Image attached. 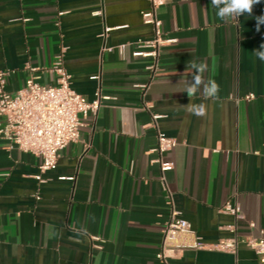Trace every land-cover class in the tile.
<instances>
[{"label": "crops", "instance_id": "crops-1", "mask_svg": "<svg viewBox=\"0 0 264 264\" xmlns=\"http://www.w3.org/2000/svg\"><path fill=\"white\" fill-rule=\"evenodd\" d=\"M150 6L0 0V70L9 72L11 94L32 75L54 84L48 70L62 55L74 91L108 98L82 118L81 138L55 170L40 173L39 157L0 140V264H165L157 254L173 209L208 244L264 238V62L252 55L264 43L255 19L264 0L251 16L228 22L211 0H167L158 14L175 41L162 47L156 66L133 55L154 38L142 18ZM190 59L207 62L204 78L220 85L218 98L189 100ZM190 102L205 104L203 118L186 112ZM152 114L163 116L158 129L177 142L163 156L174 163L164 174ZM228 203L241 218L223 212ZM170 263L260 261L240 243L235 253L187 248Z\"/></svg>", "mask_w": 264, "mask_h": 264}, {"label": "built area", "instance_id": "built-area-1", "mask_svg": "<svg viewBox=\"0 0 264 264\" xmlns=\"http://www.w3.org/2000/svg\"><path fill=\"white\" fill-rule=\"evenodd\" d=\"M150 8L142 12L143 22L154 30V38L142 41L134 56L153 58L155 66L159 60L162 47L175 39L165 36L158 10L167 0H149ZM153 66H151L152 68ZM36 69H32L35 71ZM56 75L54 84H42L40 76L32 75L26 85L11 94L7 90L8 71L0 70V140L6 141L10 148L29 152L41 159L40 173L55 170L61 152L72 142L81 138L82 118L97 114L101 102L108 99L100 91L93 100L77 93L71 86V74L63 65L62 55L48 70ZM253 98V96H249ZM163 116L152 114L153 126L158 132L155 151L161 172L174 167L173 162L164 161L163 156L170 152L177 142L158 129V122ZM43 182L41 175L36 177ZM65 179V178H61ZM165 181V178L163 177ZM223 212L241 218L240 208L226 204ZM254 227V223H250ZM240 243L245 244L258 255L260 264H264V238L247 237L244 239H223L215 244H208L191 229L188 221L179 217L173 209L171 218L164 230V241L157 258L165 264L184 249H209L235 253Z\"/></svg>", "mask_w": 264, "mask_h": 264}, {"label": "clouds", "instance_id": "clouds-1", "mask_svg": "<svg viewBox=\"0 0 264 264\" xmlns=\"http://www.w3.org/2000/svg\"><path fill=\"white\" fill-rule=\"evenodd\" d=\"M261 0H211V6L216 10L217 17L224 22L237 19L242 15L251 16L255 5ZM256 30L260 31V26L264 25V15L255 17ZM252 55L261 62H264V43L252 52ZM187 69L192 70V79L185 81L184 93L190 101H193L199 93L205 99H216L220 92V85L212 79L205 80L204 74L208 71V64L205 60L197 61L190 59L186 64ZM189 115L203 118L206 114L204 103L196 104L190 102L183 106Z\"/></svg>", "mask_w": 264, "mask_h": 264}]
</instances>
